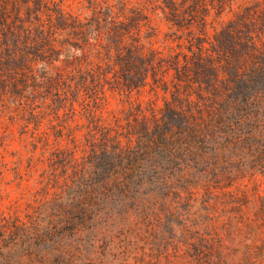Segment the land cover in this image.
<instances>
[{
    "label": "trees",
    "instance_id": "1",
    "mask_svg": "<svg viewBox=\"0 0 264 264\" xmlns=\"http://www.w3.org/2000/svg\"><path fill=\"white\" fill-rule=\"evenodd\" d=\"M67 1L0 0V103L31 126L11 169L36 179L0 264H264V0Z\"/></svg>",
    "mask_w": 264,
    "mask_h": 264
},
{
    "label": "rangeland",
    "instance_id": "2",
    "mask_svg": "<svg viewBox=\"0 0 264 264\" xmlns=\"http://www.w3.org/2000/svg\"><path fill=\"white\" fill-rule=\"evenodd\" d=\"M114 1V0H111ZM250 1V0H249ZM86 5L85 0H68L65 3V8L74 13H80L81 15H87L88 11L83 8ZM155 5H149L148 11H154V23L157 25L160 33L159 40L162 41L164 35L170 33L169 24L164 20L163 15L159 11V8H156ZM231 18V14L228 12L223 13L219 18L218 22L215 23L216 28L218 29L221 23H226ZM209 34H213V30H209ZM144 100L151 98L154 99L151 93H144ZM158 105H161V101H157ZM24 121L16 118V115L5 111L0 103V207L3 205L9 204L10 201H16L21 199L23 189L26 185L34 186L36 185V179L31 178L28 181L27 175L25 173V167L21 169L20 174L24 175L23 180L17 178L14 175L13 170L11 169L14 166V161L16 160L17 155H26L27 150L31 149L32 145H29L30 142V132L31 126L28 129L23 128ZM264 184H262V187ZM21 202L23 200H20ZM24 207L23 205H21ZM154 243H157V240H153ZM86 248L85 252L89 253L91 250L96 251V248H92L91 244L85 243ZM48 247L47 244L44 245ZM103 251V250H99ZM104 260H109L108 253L104 250ZM107 259V260H106Z\"/></svg>",
    "mask_w": 264,
    "mask_h": 264
}]
</instances>
